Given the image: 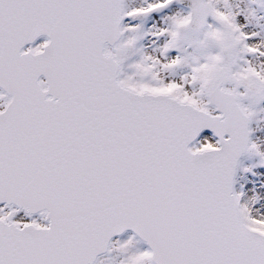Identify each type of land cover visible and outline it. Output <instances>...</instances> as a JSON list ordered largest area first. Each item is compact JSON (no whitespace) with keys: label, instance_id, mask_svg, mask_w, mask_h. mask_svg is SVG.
Returning a JSON list of instances; mask_svg holds the SVG:
<instances>
[{"label":"snow or ice","instance_id":"snow-or-ice-1","mask_svg":"<svg viewBox=\"0 0 264 264\" xmlns=\"http://www.w3.org/2000/svg\"><path fill=\"white\" fill-rule=\"evenodd\" d=\"M0 264H264V0H0Z\"/></svg>","mask_w":264,"mask_h":264}]
</instances>
